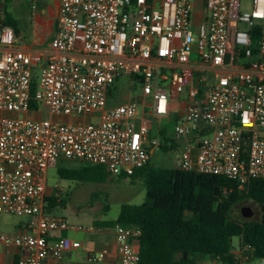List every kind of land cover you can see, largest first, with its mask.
I'll use <instances>...</instances> for the list:
<instances>
[{
	"label": "built area",
	"instance_id": "1",
	"mask_svg": "<svg viewBox=\"0 0 264 264\" xmlns=\"http://www.w3.org/2000/svg\"><path fill=\"white\" fill-rule=\"evenodd\" d=\"M240 2L203 0L194 19L192 0H59L50 51L36 61L0 22V214L33 220V232H0V243L19 248L17 264H49L81 247L61 232L103 230L46 210L49 168L74 161L130 177L159 149L137 103L107 105L123 75L140 83L143 101L151 94L145 106L156 118L185 98L172 131L176 168L225 177L239 193L264 179V0H248L244 11ZM112 230L121 264H139L140 228ZM247 250H234L238 264H248Z\"/></svg>",
	"mask_w": 264,
	"mask_h": 264
},
{
	"label": "trees",
	"instance_id": "2",
	"mask_svg": "<svg viewBox=\"0 0 264 264\" xmlns=\"http://www.w3.org/2000/svg\"><path fill=\"white\" fill-rule=\"evenodd\" d=\"M12 0H1L0 22L17 33L16 22L6 12ZM256 40L259 33L254 30ZM258 34V35H257ZM35 89L33 82L31 92ZM160 130L161 143L173 142ZM175 144L162 149L174 148ZM61 179L100 182L108 176L104 166L82 163L78 167H57ZM125 176V175H121ZM143 177L146 197L140 205L124 204L114 220H98L96 226L135 225L141 235L134 241L139 264H197L209 258L220 264H238L232 239H240L239 247H249L248 264L264 259V225L259 219H240L233 206L243 199L264 204V179L250 182L247 192L239 193L233 181L217 175L186 172L176 167L148 164L130 177ZM126 177V176H125ZM47 210L54 209L56 199L46 197Z\"/></svg>",
	"mask_w": 264,
	"mask_h": 264
},
{
	"label": "rangeland",
	"instance_id": "3",
	"mask_svg": "<svg viewBox=\"0 0 264 264\" xmlns=\"http://www.w3.org/2000/svg\"><path fill=\"white\" fill-rule=\"evenodd\" d=\"M192 1L194 3L193 17L196 19L199 18L201 13L203 0ZM31 3V0H12L10 10L6 7V12L13 17L14 21L23 30L30 25ZM247 8L248 0H241L240 10L244 11ZM35 77L37 81L40 78V64L35 68ZM143 95L140 83L135 78L132 79L130 76L123 75L109 88L107 105L114 106L128 100L137 103L144 110L145 119L150 123V139L159 140L161 138L160 130L166 128V137L174 142L175 147L163 150L162 145L163 147L170 146L173 142H162L159 149L151 155V164L153 166L176 167L177 143L172 138L175 118L172 111L176 110L177 102L174 101L172 111L169 112L167 117L156 118L149 114L150 108L147 107L148 105L145 106V104H149L151 94L146 96L144 101ZM35 110L41 118H50L48 110L42 105H38ZM81 164V162L62 160L57 167L76 168ZM57 167H51L47 170L46 197L56 199L59 205L52 210H46L51 214L61 215L70 222L86 224L98 220H114L118 217L122 205H140L146 197V186L143 177H113L108 175L100 182L69 180L59 177ZM242 207H250L254 212L251 219L260 220V205L255 204L250 199H243L233 206L232 210L235 217L245 219L240 213ZM30 222L31 218L28 216L0 214V232L10 234L11 229L24 228ZM232 246L235 249L238 248V237L232 239ZM2 253L3 249L0 245V254ZM253 264H264V259L254 260Z\"/></svg>",
	"mask_w": 264,
	"mask_h": 264
},
{
	"label": "crops",
	"instance_id": "4",
	"mask_svg": "<svg viewBox=\"0 0 264 264\" xmlns=\"http://www.w3.org/2000/svg\"><path fill=\"white\" fill-rule=\"evenodd\" d=\"M59 6V0H37L35 10H31L30 25L26 29H21L16 23L17 33L15 47L29 52L34 61L43 59L49 53V42L53 38L56 30V16ZM10 10V3L7 5ZM3 3L0 0V19L3 17ZM42 62V61H41ZM185 98L182 96L177 100V108L171 111L175 116L185 104ZM36 118L39 116H35ZM154 152L150 150V155ZM33 220L24 226V228L11 229L9 235H14L23 232H33L31 227ZM76 223V222H74ZM88 224V223H86ZM103 230L100 232L86 233V232H61V236H68L72 239L80 241L81 247L77 250L66 253L60 260H49V264H121L117 251V244L115 241L112 227L101 226ZM240 243V239H239ZM3 253L0 254V264H17L20 250L14 245H5L0 243ZM239 247V246H238ZM106 249L107 253L102 261L90 263L87 262L86 256L88 252H98ZM235 250V248H234ZM197 264H220L217 260L209 258L201 259Z\"/></svg>",
	"mask_w": 264,
	"mask_h": 264
},
{
	"label": "water",
	"instance_id": "5",
	"mask_svg": "<svg viewBox=\"0 0 264 264\" xmlns=\"http://www.w3.org/2000/svg\"><path fill=\"white\" fill-rule=\"evenodd\" d=\"M260 222L264 225V204L260 206ZM241 216L245 219H251L254 215V212L251 210L250 207H242L240 210Z\"/></svg>",
	"mask_w": 264,
	"mask_h": 264
},
{
	"label": "flooded vegetation",
	"instance_id": "6",
	"mask_svg": "<svg viewBox=\"0 0 264 264\" xmlns=\"http://www.w3.org/2000/svg\"><path fill=\"white\" fill-rule=\"evenodd\" d=\"M241 210V209H240Z\"/></svg>",
	"mask_w": 264,
	"mask_h": 264
}]
</instances>
